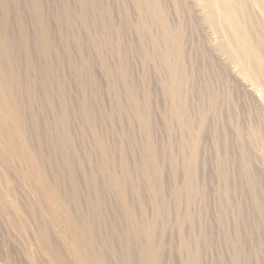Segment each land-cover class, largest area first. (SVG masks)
Returning <instances> with one entry per match:
<instances>
[{
	"label": "rangeland",
	"instance_id": "1",
	"mask_svg": "<svg viewBox=\"0 0 264 264\" xmlns=\"http://www.w3.org/2000/svg\"><path fill=\"white\" fill-rule=\"evenodd\" d=\"M40 1L49 30L43 44L32 0H0V74L16 80L11 89L2 81L0 94L10 90L24 117V131L10 141L12 123L4 122L0 107V264H95L98 253L106 264H185L191 256L182 241L190 238L203 243L200 264H233L237 240L252 255L250 263L264 264L258 213L264 211V113L232 67L209 58L196 12L190 11L185 37L195 77L179 93L185 100L178 117L162 85L165 75L147 55H154L152 38L137 30L136 0H85L87 7L80 0ZM179 10L182 22L188 4ZM149 140L161 168L152 184ZM194 158L191 192L185 169ZM49 194L56 195L57 214ZM187 212L194 223L180 226ZM88 218L93 250L78 233ZM143 220L155 223L154 240L139 228Z\"/></svg>",
	"mask_w": 264,
	"mask_h": 264
},
{
	"label": "bare ground",
	"instance_id": "2",
	"mask_svg": "<svg viewBox=\"0 0 264 264\" xmlns=\"http://www.w3.org/2000/svg\"><path fill=\"white\" fill-rule=\"evenodd\" d=\"M32 2L34 12H36L35 15L40 22L38 25L44 35H42L43 44V39L44 41L46 38L48 39L47 35L49 30L46 27V24H43L42 3L40 0H32ZM80 2L87 7L85 0H80ZM166 2L168 3V7L172 9L173 13L177 15V22L172 19L171 13H169L166 6ZM136 3L137 10L141 13L137 22L139 23L137 30H140L146 39L148 36L152 38L151 53L153 52L154 55L151 54V56H149V53H147V55L148 58L151 57L152 59L153 57V61L151 60V63L154 62L156 64L158 72L165 75H163L164 77L161 76L164 78H162V85L165 88V92H168L171 96V101L174 102V104H172V112L175 116H182V110L180 107L183 105L185 100V97H180L179 93L186 90L189 87L188 84H190L189 82L191 79L195 77L192 75L194 72L192 71L193 69L191 70V67L189 66V57L187 55L189 53L186 48L187 45L185 44L187 39L185 38L188 28L187 26L189 19H191L189 14L193 11L197 14L196 18L199 20L198 24L201 27H204V30L206 29L208 34V36L206 35L207 42H205L207 43V51L211 54V56L209 54V58L211 60L215 58H217V60L219 59L221 64L219 62L218 63L221 65V68L225 66V64H227V67H232L234 75H237L242 79L245 85L244 88L256 94L260 109L264 113V0H136ZM181 3L188 4L189 7V11L187 10V18L182 22H180L179 19L182 14V10H179V8H181ZM81 20L86 21L84 15L81 16ZM118 36L121 37L122 34L120 35V33H118ZM140 37H142V35ZM91 42L97 43L98 41L91 37ZM9 44L10 42L6 40L2 42V46L9 57L8 59L12 60L13 49ZM43 49H46V47L43 46ZM196 57L197 56H194V58ZM190 59L192 60V58ZM148 61H146V63ZM148 63H150V61ZM222 63L224 64L223 66ZM104 66L109 71L110 67L107 61H105ZM120 78L122 81H125L126 83L128 82L125 69H122ZM2 81L3 84L9 85L8 89H11L10 87L16 84L15 79L11 77H9V79H4L2 74H0V83H2ZM192 81L195 83V79ZM9 92L7 91L0 94V107L5 111V115H2L4 122L10 120L12 123V126L7 129L9 131L8 139L13 141L14 137L18 136V133L22 134L21 131H24V117L21 108L17 106L19 104L15 103V100L18 98L11 93L9 95ZM59 94L64 96L63 92H59ZM128 96L133 100V106H137L138 102L134 100V88H129ZM120 109L122 108L120 107ZM139 118L143 122L147 121L146 115H140ZM147 125L148 123H145L142 128L144 132L149 133ZM181 128L183 131H186V129L189 128L186 120L181 122ZM240 133L242 134V130L238 129L237 136H240L241 138ZM243 145L244 142L241 143V146ZM146 156L148 169L147 174L149 175V179L152 184L151 177L155 178L156 175V178L158 177V180H160L159 175L161 170L158 160L159 156H157L156 147L152 140H149L147 143ZM173 165L174 167L177 166L175 161H173ZM196 167V158H194L190 163V166L185 169L187 188L191 192H194L196 189ZM128 173L129 172L127 170L123 171V175H127ZM38 180L39 187L44 188L46 182L45 178L40 175ZM250 181L254 184V180L252 178H250ZM114 186L119 187V182L115 180ZM124 191L125 189L121 183V190H119V192L123 193ZM161 191V184L159 182V187L155 194L160 196ZM179 195V191H176L174 197L176 198V196L178 197ZM48 199L57 214L59 206L56 201V195L49 194ZM190 202L192 203L193 200H190ZM258 213L264 219V211L262 208L258 209ZM157 214H159V209L156 212V215ZM184 220H187L192 224L194 223L190 212H187L185 218L179 219L178 224L182 226ZM84 222L85 223L82 225V228L78 229V233L80 234V237H82L87 249L93 250L94 242L92 240L93 236L90 235V232L94 231V226L90 222L89 218ZM139 228H143L149 240H154L156 238L157 231L155 229L156 226L154 222L143 220L139 225ZM82 231H84L83 234ZM200 242V240L192 238L182 241V246L185 251L190 253L191 256L189 258L190 260L186 261L185 264H200V255L203 244ZM251 256L252 255L246 253L245 245L240 244L237 240L236 245H233V264H253L250 263V260L252 259ZM94 261L95 264H106L105 258L99 253L94 257ZM155 263L156 262L153 261V264Z\"/></svg>",
	"mask_w": 264,
	"mask_h": 264
}]
</instances>
